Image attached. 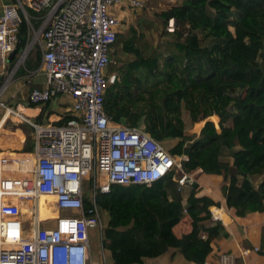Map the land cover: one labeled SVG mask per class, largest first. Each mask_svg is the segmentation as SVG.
<instances>
[{"label":"trees","instance_id":"1","mask_svg":"<svg viewBox=\"0 0 264 264\" xmlns=\"http://www.w3.org/2000/svg\"><path fill=\"white\" fill-rule=\"evenodd\" d=\"M160 18L165 28L175 21L169 54L148 58L133 41L122 43L137 60L121 67V80L108 87L105 112L115 123L144 129L162 145L177 141L167 150L188 157L186 172L222 176L225 206L237 217L264 212V0H183ZM24 36L22 25L18 49ZM139 74L164 81L142 90ZM214 115L218 126L207 121L197 137L186 138L188 121L199 129ZM222 149L235 150L231 165L220 160ZM259 176L255 188L250 179ZM200 191L194 183L184 199L169 174L149 187L113 185L108 193H98L102 246L111 264H143L169 249L205 264L212 240L228 234L212 221L210 208L220 203Z\"/></svg>","mask_w":264,"mask_h":264},{"label":"built area","instance_id":"2","mask_svg":"<svg viewBox=\"0 0 264 264\" xmlns=\"http://www.w3.org/2000/svg\"><path fill=\"white\" fill-rule=\"evenodd\" d=\"M148 1L12 0L3 6L1 87L37 48L39 65L28 73L43 75L45 85L31 89L28 101L44 105L67 96L72 121L40 125L17 107L0 104L11 118L31 126L34 140L31 153L19 154L32 162L29 167L0 175V264H98L91 254L96 235L104 251L98 193L113 185L149 187L169 174L179 193L194 184L183 168L186 155H172L144 129L115 123L104 110L106 91L116 82L115 74L106 73L120 24L113 8L136 10ZM158 1L173 6L177 0ZM22 25L25 43L18 49ZM167 30L173 32V19ZM9 162L19 160L4 166ZM210 212L212 221H221ZM225 257L221 264H228Z\"/></svg>","mask_w":264,"mask_h":264},{"label":"crops","instance_id":"3","mask_svg":"<svg viewBox=\"0 0 264 264\" xmlns=\"http://www.w3.org/2000/svg\"><path fill=\"white\" fill-rule=\"evenodd\" d=\"M177 1H179L180 4L183 0ZM11 2L12 0H0V13L3 6ZM150 2L156 3L155 0L148 1L145 3L143 8L136 10H131L127 7L113 8V12L120 23L117 32V34L120 35V41L113 46L111 54V58L113 64H115L116 70L111 74L116 75V82L121 80L122 70L120 68L124 67L126 63L137 60L135 55L127 53L124 50L122 43L133 41V46L136 48V50L148 58L159 57L160 59H164L169 54V44H172V38L170 36H158L156 41L147 37L145 39V35H142L135 26L139 23H142L144 20L147 23L152 20L153 16L151 11L153 6H150L149 9L147 8V5ZM158 2L163 4L164 7H168L166 10L170 9L171 7V5H168L163 1ZM123 22L125 24L122 25ZM38 26L39 22L35 20L34 27L37 28ZM161 27L162 28L159 30L163 29L164 31V22L161 24ZM147 35L152 37L150 34ZM138 37L140 38L138 39ZM160 38H162L163 41H161ZM168 39H170L169 42L167 41ZM166 44L167 48L165 47ZM39 61L40 54L37 52L36 48L35 52H33L30 58L27 60L25 68L19 69L15 73L13 79H11L5 88V91L1 93L2 96L0 99L2 102L0 104H3L9 108L17 107L27 118H29L30 121L36 124L45 125L52 123L54 125H58L63 121V119H69L67 122L69 123L72 121V116L70 113L71 100L67 96H57L44 105H36L34 107L30 106L31 103L28 101V94L30 90L33 88L42 89L45 85V78L43 75L40 73L30 75L28 73L34 71L38 67ZM139 75L142 84L146 85V89H152V86L157 83V87H159L164 81L160 77L154 79L149 78L147 75ZM4 79L5 76L0 77V84ZM151 82L152 84L150 85L149 83ZM212 118H215V120H212ZM207 121H211L218 126L219 118L214 115L205 119L202 121L201 126L199 127L200 130ZM199 133L200 132L194 133V137H197ZM33 148L34 140L31 126L25 123H19L17 120H15V118H11L5 109L0 105V151H2L0 152V169L2 171L0 175H5L4 171L8 169L15 171L21 168L25 170L27 166L25 161H23L24 156L19 154L31 153ZM24 149H29V152H24ZM235 149H238V147ZM234 151L235 150L222 149L220 160L231 165L233 162L232 153ZM10 159H18L19 162L15 164L13 162H9L4 166V163ZM190 174L194 179V183H196L201 189L199 195L208 196L214 201L219 202V209L224 210L229 218L228 224H224L222 220L219 221L225 228V232L228 234V237H225L224 234H221L219 237L212 240L211 246L213 251L207 257L205 264H221L218 257L220 254L226 256L225 258L228 264H264V212L248 214L243 218L237 217L233 209H227L225 206L223 196L220 192V188L223 183L222 176L206 175L200 170L193 171ZM250 180L251 182L254 180L255 182H253V184H257L258 186L262 180V176L255 177ZM254 248H257L258 251L255 252ZM108 256L110 259L109 254ZM143 264L195 263L187 261L181 255L179 250L169 249L167 252L157 258L144 259Z\"/></svg>","mask_w":264,"mask_h":264},{"label":"rangeland","instance_id":"4","mask_svg":"<svg viewBox=\"0 0 264 264\" xmlns=\"http://www.w3.org/2000/svg\"><path fill=\"white\" fill-rule=\"evenodd\" d=\"M155 2L156 3L150 2L151 4L149 3L147 5V8L148 9L150 8V6H153V9L151 11L152 12V16H153L152 20L150 22H148V23L144 20L142 23H139L138 25H135V26L137 27V29L140 31V33L142 35H145L144 36L145 39L147 37L149 39H154L156 41L158 39L157 38L158 36H160V37L169 36L168 34L170 32L167 30L168 24H167V27L165 28L164 31H163V29L159 30L160 28H162L161 27V24H163V21H162V19L160 18L159 15H160L161 12H163L164 10H166L168 7H164L163 4L159 3L157 0H155ZM178 4H179V1H176V5H178ZM123 24H125V23L123 22L122 25ZM174 25H175V22H174ZM174 28H175V26H174ZM147 34H150L152 37H150ZM139 38L140 37H138V39ZM160 39H161V41H163L162 38H160ZM170 39H168L167 41L169 42ZM165 47L167 48V44L165 45ZM167 51H168V49H167ZM114 71H116L115 68L110 67L109 69H107L106 73H107V75H109V74H111ZM3 81L4 80H2V83H3ZM2 83L0 84V93H3L5 91L4 90V87L3 88L1 87L2 86ZM149 84L151 85L152 82L149 83ZM141 89L142 90H147L146 89V85L145 84H142L141 85ZM1 96L2 95H0V98H1ZM171 99L172 98H170V100ZM170 100H169V102L165 103V105H166L167 108L169 107ZM1 102L2 101L0 99V103ZM214 119L215 118H212V120H214ZM200 123H202V122H200ZM188 124H190L189 125V128L185 131V136H186L187 139H189V137H193V133L200 132L199 131L200 129H196L195 128V125L191 124L189 121H188ZM176 143H177V141L172 140V141L165 142L163 146H164V148L169 149V147L171 148L172 146H175ZM0 152H2V151H0ZM253 182H255V181L252 180V184H253ZM253 185H254L255 188H257V184H253ZM189 188L190 187L185 188L184 192L182 193V196H183L184 199L186 198V196L188 194ZM102 216H103V213H102ZM103 220H104V218H103ZM91 249H92V251H91L92 258H93V260L95 262H97L98 264H111L110 259H109V256H108V252L105 251V250L103 251L101 249L99 237L97 235L91 240Z\"/></svg>","mask_w":264,"mask_h":264},{"label":"bare ground","instance_id":"5","mask_svg":"<svg viewBox=\"0 0 264 264\" xmlns=\"http://www.w3.org/2000/svg\"><path fill=\"white\" fill-rule=\"evenodd\" d=\"M32 162L29 163V165L31 164ZM28 164H26L27 167H29ZM212 213L214 215L215 218H218L220 220L223 221L224 224H228L229 223V218L227 216V214L225 213L224 210H221L219 208H213L212 209ZM41 216H43V214H41ZM53 217H55V214H52Z\"/></svg>","mask_w":264,"mask_h":264},{"label":"water","instance_id":"6","mask_svg":"<svg viewBox=\"0 0 264 264\" xmlns=\"http://www.w3.org/2000/svg\"><path fill=\"white\" fill-rule=\"evenodd\" d=\"M175 22V21H174ZM12 57H13V54L10 56V58L9 59H12Z\"/></svg>","mask_w":264,"mask_h":264}]
</instances>
